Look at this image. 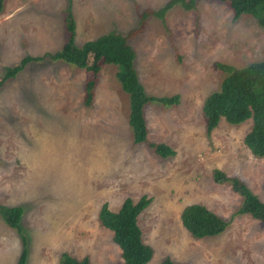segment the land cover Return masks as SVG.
I'll return each instance as SVG.
<instances>
[{"label":"rangeland","instance_id":"obj_1","mask_svg":"<svg viewBox=\"0 0 264 264\" xmlns=\"http://www.w3.org/2000/svg\"><path fill=\"white\" fill-rule=\"evenodd\" d=\"M170 0H71L80 47L106 34L127 38L133 66L147 96H179V103L144 107L149 143L174 156L161 159L135 145L128 125L129 99L114 65L101 67L93 102L83 105L89 73L44 58L28 64L0 87V207H21L25 264H58L62 253L90 264H122L112 233L98 223L103 204L117 212L127 198L151 200L137 224L151 247L148 264H264V224L236 215L241 198L213 172L242 181L264 203V158L244 146L251 120H221L205 133L203 104L219 90L217 64L243 68L264 60V29L224 4L198 0L179 5L164 20L141 23L139 14ZM67 0H5L0 14V79L26 57L54 53L66 41ZM142 27L136 35L129 34ZM129 37V38H128ZM199 204L228 222L212 238L192 239L181 211ZM16 230L0 217V264H17Z\"/></svg>","mask_w":264,"mask_h":264},{"label":"trees","instance_id":"obj_2","mask_svg":"<svg viewBox=\"0 0 264 264\" xmlns=\"http://www.w3.org/2000/svg\"><path fill=\"white\" fill-rule=\"evenodd\" d=\"M5 0H0V14ZM198 0H170L157 11L145 10L139 14L141 23L155 17L160 21L172 7L179 5L185 11H192ZM226 5L232 13L233 20L242 15H248L256 20L258 26L264 29V0H212ZM63 24L66 41L60 50L41 57H24L13 67L3 69L0 87L14 79L28 64L39 63L44 58L50 61H60L77 69H84L90 79L84 84L85 107L93 102L94 89L99 71L104 65H114L117 68L115 77L121 90L129 99L128 125L135 145L146 144L155 156L161 159L174 156V151L163 144L149 143L146 139L147 128L144 119V107L155 103L162 107H172L179 103V96L153 97L147 96L136 75L133 62L134 51L127 44V38L106 34L95 40L87 41L80 47L74 42L76 25L71 9V0H67L63 11ZM142 31V27L132 31L130 36ZM128 37V38H129ZM224 74L219 90L206 98L202 114L205 121V133L209 135L215 130L220 121L234 126L251 120L248 133L244 136L243 144L251 155L257 159L264 158V60L249 64L243 68H234L226 64H217ZM216 184H227L241 198L236 215H248L264 224V203L238 178L228 177L222 171L213 172ZM151 200L141 197L133 203L125 199L117 212H112L103 204L98 212V223L112 233V241L120 250L122 264H148L153 256V250L142 240L141 230L137 224L139 215L149 206ZM23 214L21 207H0V217L9 228L16 230L21 239L22 251L17 264H25L27 251L25 237L19 226ZM180 223L192 239L201 240L222 234L228 222L202 205L186 206L180 214ZM58 264H90L88 257L77 260L62 253ZM160 264H175L165 258Z\"/></svg>","mask_w":264,"mask_h":264},{"label":"crops","instance_id":"obj_3","mask_svg":"<svg viewBox=\"0 0 264 264\" xmlns=\"http://www.w3.org/2000/svg\"><path fill=\"white\" fill-rule=\"evenodd\" d=\"M87 41H89V40H87ZM87 41H86V42H87Z\"/></svg>","mask_w":264,"mask_h":264}]
</instances>
